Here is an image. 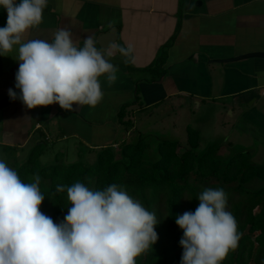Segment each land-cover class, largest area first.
I'll list each match as a JSON object with an SVG mask.
<instances>
[{"label": "crops", "instance_id": "obj_1", "mask_svg": "<svg viewBox=\"0 0 264 264\" xmlns=\"http://www.w3.org/2000/svg\"><path fill=\"white\" fill-rule=\"evenodd\" d=\"M6 21L0 8V27ZM60 28L71 31L81 47L89 35L105 51L113 42L131 45L133 59L126 63L118 52L109 57L118 67L117 80L109 86L100 78L103 99L95 107L28 109L19 100L1 110L0 158L16 153L8 156L15 169L42 144L72 141L88 151L111 147L119 153L137 130L136 115L164 105L188 114L195 104L198 111L230 107L234 127L256 146L250 155L264 157V58L215 62L264 52V0H47L43 22L30 38L51 41ZM8 55L0 56V101L9 97V89L19 91L16 52ZM127 105L134 120L130 131L120 121Z\"/></svg>", "mask_w": 264, "mask_h": 264}, {"label": "clouds", "instance_id": "obj_2", "mask_svg": "<svg viewBox=\"0 0 264 264\" xmlns=\"http://www.w3.org/2000/svg\"><path fill=\"white\" fill-rule=\"evenodd\" d=\"M46 7L47 0H0L7 12L6 25L0 27V56L15 51L19 63V96L9 89V97L28 109L53 104L65 111H72L74 104L95 107L103 99L100 78L109 86L117 80L118 67L109 57L118 52L128 63L133 48L113 42L101 50L90 35L81 47L67 28L56 30L51 41L32 39ZM40 184L39 173L25 182L0 159V264H137L158 240L156 214L122 184L102 189H90L80 180L57 185L70 205L60 223L41 211L45 195ZM197 199L194 212L175 218L183 231L180 264H223L243 233L223 188H205Z\"/></svg>", "mask_w": 264, "mask_h": 264}, {"label": "trees", "instance_id": "obj_3", "mask_svg": "<svg viewBox=\"0 0 264 264\" xmlns=\"http://www.w3.org/2000/svg\"><path fill=\"white\" fill-rule=\"evenodd\" d=\"M165 57L160 58L161 65ZM129 105L120 112V121L127 130L134 126L129 117ZM128 117V120L125 118ZM189 149L179 153L176 142L162 141L156 159L145 160L148 147L143 135L136 144L120 145L119 153L111 147L98 153L95 165L79 161L68 165L62 153L48 165L39 162L45 144L35 146L28 159L16 164L21 179L30 182L39 173L40 189L45 195L41 211L60 223L70 207L66 192L56 191L57 185H71L77 180L90 189H102L112 183L126 186L128 193L156 214L157 242L147 253L137 258V264H180L183 249L179 244L183 231L175 218L186 211H195L198 194L205 188H223L228 196V208L235 215L239 231L243 233L236 250L230 252L223 264H264V184L248 189L253 179L264 182V165L248 163L245 153L230 160L214 156V143L198 153L199 132L187 129ZM62 155V157H59Z\"/></svg>", "mask_w": 264, "mask_h": 264}, {"label": "rangeland", "instance_id": "obj_4", "mask_svg": "<svg viewBox=\"0 0 264 264\" xmlns=\"http://www.w3.org/2000/svg\"><path fill=\"white\" fill-rule=\"evenodd\" d=\"M215 106L218 105H211L208 109L206 108L204 110L203 108L198 111L197 105L195 104L193 107L191 106L192 113L188 114L187 111L180 110L177 105L174 109L169 108L170 106L167 107L164 105L160 110L153 108L149 115H146V113L137 114L135 119V127L137 130H134L135 134L130 135L129 138L124 141V144H136L140 139L139 134H141L143 135L145 142L148 144L144 153L145 160H154L157 158L159 155L158 147L162 141L178 143L179 146L177 150L181 154L189 149L187 141L188 134L185 131L188 125L199 132L200 145L197 149L198 153L201 154L205 152L210 145L219 143L218 147L213 151L214 156L217 159L227 162L239 153H248L246 155L248 163L255 164L254 161H256L257 164L263 165L264 157L260 158L255 157L254 155V159L252 154L250 155L249 153L252 152L253 149H256V146L253 145V139L251 140L249 135L236 130L234 127L235 121H233L231 116V108L228 107L226 110V106L225 109H222L223 107L221 106L220 110L222 112H217V107ZM45 147L46 150L39 159V162L43 165H48L50 162L55 161L56 156L59 153H62L68 165H72L79 161L83 162L85 165H95L97 163L99 152L96 150L88 151L86 150V147H80L79 143L70 141L45 144ZM78 147L82 148L83 151L81 152L80 150V152H78ZM62 150H65V152ZM16 155V153L10 150L2 159L6 160L8 165L15 169L8 156L16 157ZM62 155H59V157H62ZM28 157L24 159L23 162L26 161ZM19 161L20 160H18V162ZM263 184V181L253 179L248 183L247 188L258 189L263 186Z\"/></svg>", "mask_w": 264, "mask_h": 264}, {"label": "water", "instance_id": "obj_5", "mask_svg": "<svg viewBox=\"0 0 264 264\" xmlns=\"http://www.w3.org/2000/svg\"><path fill=\"white\" fill-rule=\"evenodd\" d=\"M254 57H258V58H264V52H254V53H249V54H245V55H241L238 56L237 58H232L229 60H216L215 62L217 63H225L228 61H234V60H242V59H249V58H254ZM17 96H19V91L17 92ZM19 101V99H11L10 97H7L4 100L0 101V111L4 110L5 108H7L8 106L12 105L13 103Z\"/></svg>", "mask_w": 264, "mask_h": 264}]
</instances>
